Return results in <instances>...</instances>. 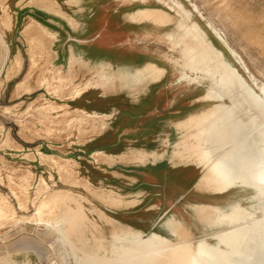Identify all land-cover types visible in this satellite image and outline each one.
Instances as JSON below:
<instances>
[{
    "label": "rangeland",
    "instance_id": "rangeland-1",
    "mask_svg": "<svg viewBox=\"0 0 264 264\" xmlns=\"http://www.w3.org/2000/svg\"><path fill=\"white\" fill-rule=\"evenodd\" d=\"M106 1L109 0H0V206L12 211L11 216L0 218V264H75L59 234L41 223L37 214L43 202L54 203L52 195L56 192H71L81 199L82 210L89 218L84 217L93 222L88 235L101 238L107 248L112 245L116 231L122 229L145 232L148 242L142 240V244L152 241L153 235L147 237L146 233L154 229L143 231L138 222L137 225L130 222L131 216L136 215L131 212L132 206L141 203L138 198L123 201L117 192L92 189L87 179L91 172L95 173L94 165L106 166L104 160L108 161L103 150L108 149L109 142H103L99 136L105 121L94 113L105 108L106 103L102 96L88 100L77 97L91 83L92 90L101 91L100 85L113 78L112 69L105 65L101 69L82 66L81 77L68 75L64 44L70 27L63 18L46 12L67 11L84 22L96 10V3ZM131 1L136 0H118L122 9L130 6ZM160 1L174 15L178 12L180 18L191 23L205 38L210 36L257 90L264 87V0ZM147 4L156 3L148 0ZM105 71L111 72L109 80ZM174 77L177 82L161 84L173 88L176 108L187 106L180 109L185 112L180 118L214 102L197 99L200 83ZM115 78L111 81L112 88L129 92L126 84L130 83L122 81L120 76ZM128 101V98L126 102L114 100V106H120L119 113ZM84 103L93 105L89 113L84 110ZM110 144L117 152L125 148L123 143ZM177 149L174 145L173 157L191 163L188 155ZM108 163L112 164L113 160ZM95 175L99 181L101 175ZM125 179L127 185H133L132 180ZM199 188L205 189L201 184ZM176 191L174 211L185 216L196 238L202 235L203 228L196 223L195 213L207 212L210 210L207 207H211L210 211L224 210L228 203L235 205L231 199L240 196L233 189L201 191L178 185ZM188 201L192 202L191 207ZM195 203L203 204L194 206ZM59 206L60 203L52 212L59 211ZM146 206L144 202L138 207ZM50 214L47 209L44 218ZM176 216H172L175 221L185 222ZM78 222L80 226L84 223Z\"/></svg>",
    "mask_w": 264,
    "mask_h": 264
},
{
    "label": "bare ground",
    "instance_id": "bare-ground-1",
    "mask_svg": "<svg viewBox=\"0 0 264 264\" xmlns=\"http://www.w3.org/2000/svg\"><path fill=\"white\" fill-rule=\"evenodd\" d=\"M176 13L141 7L131 17L175 22L169 37L177 76L203 85V99L214 101L176 123L175 145L202 168L198 186L215 192L233 189L240 196L230 200L234 206L224 204V210L207 207L210 210L196 214L193 208L196 223L203 228L198 238L171 212L162 217L159 229L146 233L153 235L148 245L142 244L147 241L145 232L121 228L107 248L101 238L88 235L93 222L85 216L81 199L71 192H56L54 203L43 202L37 214L41 223L59 234L75 264H264V87L257 90L210 36L205 38ZM164 72L165 68L149 63L131 73L121 69L120 78L136 85ZM110 73L105 71L108 80ZM58 203L59 211L53 213ZM47 209L51 214L44 218ZM11 215L0 206V218Z\"/></svg>",
    "mask_w": 264,
    "mask_h": 264
},
{
    "label": "crops",
    "instance_id": "crops-1",
    "mask_svg": "<svg viewBox=\"0 0 264 264\" xmlns=\"http://www.w3.org/2000/svg\"><path fill=\"white\" fill-rule=\"evenodd\" d=\"M114 1L96 3V10L83 23L67 11L46 10L63 18L70 27L64 44V59L71 77H81L79 73L82 66L101 69L105 65L112 69L111 81L120 76L121 69L131 73L149 63L165 68L161 77L145 79L134 86L126 84L130 88L129 92L113 89V81H109L100 85L101 91L92 90L94 85L91 83L78 95L77 98L84 96L86 100L102 96L101 100L106 103L105 108L95 110L94 113L105 121L99 136L103 142H109L106 146L108 149L103 150L104 158L108 161L104 160L106 166H93V171L101 175L99 181L94 172L87 179L92 189L117 192L122 195L123 201L131 202L138 198L141 203L132 206L134 209L131 212L136 215L131 216L130 222L141 225L143 231L159 229L160 220L166 213H175L187 222L185 216L173 208V201L178 196L177 186L207 190L198 186L202 171L199 165L177 161L173 157L177 139L175 125L186 117L180 118L185 113L180 109L187 106L182 104L176 108L178 102L177 96L172 97L173 88L161 83L178 81L174 77L177 73L171 60L174 50L169 37V32L176 24L132 19V14L141 7H167L164 1L151 0L156 3L154 6L147 4L148 0L131 1L126 9H122L118 0ZM169 11L173 14L172 10ZM200 91L197 99L206 100L203 99V85ZM123 92L126 94L123 95ZM126 98L130 101L124 111L119 113L120 106H114V100L122 99L126 102ZM84 105V110L89 113L88 109L93 105ZM190 113L192 111L187 114ZM110 143H123L125 148L117 152ZM109 160H113V163H108ZM120 176L123 178L120 179ZM125 178L132 180L133 185H127ZM144 202L147 203L145 208L138 207ZM191 204L188 201L189 207Z\"/></svg>",
    "mask_w": 264,
    "mask_h": 264
}]
</instances>
